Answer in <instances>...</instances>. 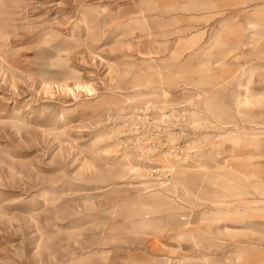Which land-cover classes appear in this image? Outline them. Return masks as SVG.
<instances>
[{"label":"rangeland","instance_id":"rangeland-1","mask_svg":"<svg viewBox=\"0 0 264 264\" xmlns=\"http://www.w3.org/2000/svg\"><path fill=\"white\" fill-rule=\"evenodd\" d=\"M0 264H264V0H0Z\"/></svg>","mask_w":264,"mask_h":264},{"label":"bare ground","instance_id":"bare-ground-1","mask_svg":"<svg viewBox=\"0 0 264 264\" xmlns=\"http://www.w3.org/2000/svg\"><path fill=\"white\" fill-rule=\"evenodd\" d=\"M80 32H83V28L82 27H75L74 29H72V34H71L70 38L74 39L73 37H75ZM46 115H47V113L43 112L42 116H46ZM44 196H46V197H55L56 195H55V192L51 193L49 191H46V192H44ZM17 201L13 200V201L8 202V204L16 203Z\"/></svg>","mask_w":264,"mask_h":264}]
</instances>
